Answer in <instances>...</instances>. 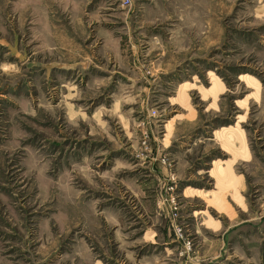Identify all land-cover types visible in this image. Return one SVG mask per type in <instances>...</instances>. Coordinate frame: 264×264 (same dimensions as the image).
Returning <instances> with one entry per match:
<instances>
[{
  "label": "rangeland",
  "instance_id": "obj_1",
  "mask_svg": "<svg viewBox=\"0 0 264 264\" xmlns=\"http://www.w3.org/2000/svg\"><path fill=\"white\" fill-rule=\"evenodd\" d=\"M141 260L264 264V0H0V264Z\"/></svg>",
  "mask_w": 264,
  "mask_h": 264
},
{
  "label": "crops",
  "instance_id": "obj_2",
  "mask_svg": "<svg viewBox=\"0 0 264 264\" xmlns=\"http://www.w3.org/2000/svg\"><path fill=\"white\" fill-rule=\"evenodd\" d=\"M158 12H155V14H157ZM161 15H163V14H161ZM126 191H128V196H129V198L130 199H132L133 198V196L135 195V191L132 189V188H130V187H128L127 189H126ZM230 191V190H229ZM200 193V192H199ZM130 196H132V197H130ZM136 196V195H135ZM227 196H229L230 198L232 197L231 195H229V193H226L225 192V190H222L221 188H218L217 186H216V190H214L213 192H212V196L211 197H207V204L208 205H210L211 204V202H212V204H213V206L215 207L221 200H223V202L225 203V200H226V197ZM134 200H135V198H134ZM222 204V203H221ZM220 204V205H221ZM143 209H144V206H143ZM147 212H144V214H146ZM207 225H210V224H207ZM212 226V225H211ZM128 261H130V259L128 260ZM144 263H146V261L145 260H141L140 262H138V263H136V264H144Z\"/></svg>",
  "mask_w": 264,
  "mask_h": 264
},
{
  "label": "built area",
  "instance_id": "obj_3",
  "mask_svg": "<svg viewBox=\"0 0 264 264\" xmlns=\"http://www.w3.org/2000/svg\"><path fill=\"white\" fill-rule=\"evenodd\" d=\"M123 4L130 5V0H123ZM151 136H152V138H154L153 135H151Z\"/></svg>",
  "mask_w": 264,
  "mask_h": 264
}]
</instances>
